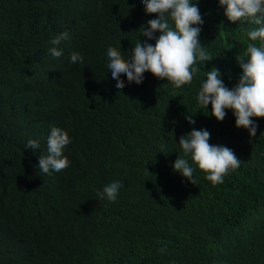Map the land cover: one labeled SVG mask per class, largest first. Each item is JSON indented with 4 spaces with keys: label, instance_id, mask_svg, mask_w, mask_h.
I'll use <instances>...</instances> for the list:
<instances>
[{
    "label": "trees",
    "instance_id": "1",
    "mask_svg": "<svg viewBox=\"0 0 264 264\" xmlns=\"http://www.w3.org/2000/svg\"><path fill=\"white\" fill-rule=\"evenodd\" d=\"M190 2L213 59L197 61L181 88L146 72L139 85L121 75L117 89L107 49L130 59L160 35L141 34L157 17L140 0H0V264H264V118L250 138L231 110L217 121L197 103L213 67L229 89L238 83L248 45H262L247 36L258 26L228 21L218 0ZM73 52L83 63L70 62ZM54 126L69 136L70 164L45 174L39 158ZM193 128L241 160L222 184L184 157L179 138ZM30 139L40 148H25ZM178 156L196 185L173 170ZM114 181L116 201L100 199Z\"/></svg>",
    "mask_w": 264,
    "mask_h": 264
},
{
    "label": "clouds",
    "instance_id": "2",
    "mask_svg": "<svg viewBox=\"0 0 264 264\" xmlns=\"http://www.w3.org/2000/svg\"><path fill=\"white\" fill-rule=\"evenodd\" d=\"M219 5L225 8L224 15L228 21L250 22L255 27L247 32L248 38L255 42H262L261 46L250 43L247 47V61L241 60L239 66L242 75L238 83L229 89L221 79L220 71L213 67L206 72V80L201 84L197 103L207 109L211 104V116L217 121H223L226 110H231L235 117L236 128L246 129L250 138L256 137L258 125L254 118H264V0H218ZM147 14H155L157 18L147 21V29L143 26L142 35L149 40L154 33H160L155 38V43L150 44L139 41L131 50L130 59H125L122 52L114 47L107 49L109 63L108 69L111 76L117 81L116 88L123 89L124 82L120 79L123 75L129 83L141 84L144 73L150 72L160 80H167L176 88L191 84L194 75L199 71L197 61L204 64L213 58L207 49L200 44V25L203 19L198 6L190 0H140ZM171 21V23H170ZM68 33L63 32L55 36L50 44L59 45L62 40L68 39ZM54 58H59L62 51L56 47L49 49ZM84 57L73 52L70 62L83 63ZM194 115L186 116L189 124H195ZM210 133L206 129L193 130L179 138V145L184 157L191 158L192 163L203 173L206 179L214 186L222 184L224 177L240 167L239 160L232 149L209 143ZM66 131L52 127L47 137V152L39 158L38 168L45 174L60 172L66 169L70 161L63 154V149L70 143ZM166 142L161 143L163 153ZM25 148L36 150L40 148L37 140H28ZM173 170L181 174L192 184L194 168L189 160L178 156L173 164ZM122 182L114 181L98 192L100 199L106 198L115 202ZM166 252V247L159 249Z\"/></svg>",
    "mask_w": 264,
    "mask_h": 264
}]
</instances>
